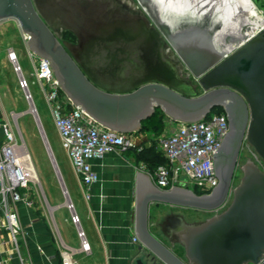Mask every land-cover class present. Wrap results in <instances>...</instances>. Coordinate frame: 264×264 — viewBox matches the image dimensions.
I'll use <instances>...</instances> for the list:
<instances>
[{
    "label": "water",
    "instance_id": "1",
    "mask_svg": "<svg viewBox=\"0 0 264 264\" xmlns=\"http://www.w3.org/2000/svg\"><path fill=\"white\" fill-rule=\"evenodd\" d=\"M253 2L264 13V0ZM8 19L19 22L28 37L31 53L50 61L62 91L73 104L107 129L124 134L138 132L157 109L173 122L192 123L207 118L217 109L226 112L230 131L215 153L219 184L211 193L198 194L180 186L162 189L150 176L138 171L135 229L143 252L138 264H264V169L249 161L243 168L240 184L234 188L244 141L264 162V28L201 76L194 74L200 78L204 90V94L198 95L171 65L167 75L144 81L140 78L127 87L114 80L92 77L59 40L33 0H0V23ZM182 60L190 71L188 61L202 63L198 55ZM13 63L23 78L18 61L14 59ZM117 83L120 88L112 86ZM25 93L29 97L28 89ZM30 112L48 148L67 204L75 214L33 100ZM231 195L232 203L219 213ZM153 203L216 213L201 223L181 228L179 242L184 246L186 260L151 232Z\"/></svg>",
    "mask_w": 264,
    "mask_h": 264
},
{
    "label": "rangeland",
    "instance_id": "2",
    "mask_svg": "<svg viewBox=\"0 0 264 264\" xmlns=\"http://www.w3.org/2000/svg\"><path fill=\"white\" fill-rule=\"evenodd\" d=\"M156 1L33 0L38 12L59 40L66 47L71 45L77 48L75 50L78 53L69 47L68 50L81 61L90 75H118L120 69H125V72L132 76L128 81L135 82L143 74L145 76H142L143 81L151 80L167 75L171 71L169 67L173 71V67H175L179 71L180 77L190 83L196 89L198 95L204 94V90L199 84L200 78H197L190 71L182 57L170 43L164 29L161 27L163 24H158L155 18L150 15L148 8L149 10H156L158 14L160 13L161 20L164 19V12ZM167 5H170V3L166 1L164 9L169 7ZM258 10L261 11L259 8ZM262 14L264 15L263 12ZM214 15L216 14L214 13ZM157 17L160 18L156 15ZM164 26L168 30L172 27L170 22H167ZM74 28L77 32L72 30ZM148 28L159 33L164 41V46L161 45L162 43L159 45L156 42L157 36ZM159 49L162 51L161 53ZM11 52L17 53L18 63L22 68L23 76L28 81V89L32 94L34 105L61 177L74 200L76 199L73 190L80 188V186L70 165L69 155L63 147L60 134L55 126L51 107L45 98L41 85L34 76L35 63L31 57L28 38L22 32L17 20H5L0 23V124L3 122L11 123L17 136L26 143L39 174V183L34 185L36 206L40 207L54 227V215L49 209V206L54 207L52 196L57 195L64 201L65 193L35 117L30 112V101L27 99L25 89L20 86L21 77L9 57ZM114 52H117V55ZM162 58L172 62L173 66L168 67V63V65L163 64ZM152 67L154 69L151 70ZM167 67L168 69H166ZM151 73L155 76H151ZM167 119H169V122L172 121L170 118ZM152 132L153 129H150L148 133ZM249 161L264 169L263 160L246 140L240 154L234 188L240 184L243 177V168ZM189 188L193 189V186L190 185ZM23 190L20 191L23 192ZM232 200L233 195L230 196L228 203L219 213L225 211ZM168 209L164 206H153L151 211L152 231L168 246L185 256L184 246L178 242L175 243L165 231L168 226L169 215L172 212L184 213L186 211L185 217L189 221L197 219L202 222L213 217L216 213L178 208H172V212H169Z\"/></svg>",
    "mask_w": 264,
    "mask_h": 264
},
{
    "label": "built area",
    "instance_id": "3",
    "mask_svg": "<svg viewBox=\"0 0 264 264\" xmlns=\"http://www.w3.org/2000/svg\"><path fill=\"white\" fill-rule=\"evenodd\" d=\"M31 56L35 63L34 76L51 107L63 147L87 199H91L92 187L100 180L92 161L103 159L118 150L137 148V145L130 134L103 127L73 104L62 91L50 61L34 54ZM9 57L12 61H18L15 53H10ZM20 86L25 90L29 88L24 76ZM27 99L33 100L31 93ZM229 129L226 113H211L207 118L193 123L173 122L171 132L163 133L157 140L165 164L155 171L156 185L162 189L174 186L189 188L191 185L195 192L211 193L219 184L215 153ZM31 166L32 159L26 143L17 136L11 123L0 124V210L4 212L0 228L10 235V239L0 241V264H9L4 255L19 253V236L24 235L16 204L24 203L29 208L35 204L34 185L38 182L33 177ZM21 189H24L23 192ZM72 222L79 228L82 251L90 252L79 215L73 214ZM134 241L139 242L137 237ZM61 260L62 264H77L69 250L61 252Z\"/></svg>",
    "mask_w": 264,
    "mask_h": 264
},
{
    "label": "crops",
    "instance_id": "4",
    "mask_svg": "<svg viewBox=\"0 0 264 264\" xmlns=\"http://www.w3.org/2000/svg\"><path fill=\"white\" fill-rule=\"evenodd\" d=\"M112 86L120 88L121 85L117 83ZM167 118L165 119L167 127L163 133L171 132L173 129V121L169 122ZM150 129H152L151 126L130 133V137L137 148L118 150L106 155L103 159L92 161L100 180L92 187L91 199H87L69 158L80 186L79 190L73 188L76 200L73 199L69 188L64 184L73 210L81 219V228L90 244V252L82 251L79 228L72 222L73 211L67 204L66 196L64 201L57 195L52 196L54 207L49 206V209L54 215V228L45 213L36 206L35 191L34 207L29 208L24 203L15 206L24 235L19 236V253L4 255V259H7L9 264H21L20 258L24 264H62L61 252L69 250L73 253L77 264H138V260L143 257V252L140 251V243L134 241L136 237L138 171L150 176L151 181L156 184L155 171H151L145 162L138 160V152L155 143L156 149L160 151L157 140L163 134L157 136L154 130L149 134ZM155 205L170 208L168 209L169 212H172V208L193 209L159 203L151 205L149 219L151 232L166 244L151 228V211ZM185 212H172L169 215L168 226L165 229L168 236L173 234L179 220L182 221L180 222L182 225L187 226L201 223L197 219H190L191 221H189L185 217ZM3 216L4 212L0 210V221L4 220ZM8 239H10V235L0 228V241ZM166 245L168 246V244ZM168 247L186 260V255L183 256L172 247Z\"/></svg>",
    "mask_w": 264,
    "mask_h": 264
},
{
    "label": "flooded vegetation",
    "instance_id": "5",
    "mask_svg": "<svg viewBox=\"0 0 264 264\" xmlns=\"http://www.w3.org/2000/svg\"><path fill=\"white\" fill-rule=\"evenodd\" d=\"M171 5L176 11L171 20L176 19L178 22L192 18L194 25L189 26L188 24L189 28L181 32L183 38L178 35L180 33H176V30L172 28L173 23H171L172 27L169 30L166 29V31L179 47L183 45L194 47V50L187 51L188 53L185 55L189 59L191 56L198 55L202 63L195 64V66L199 68L203 67L202 65L206 60L218 56L226 47L239 39L244 30L249 32L254 19L251 7L244 0H172ZM177 7L181 8L176 9ZM182 9L187 11H182ZM214 13L216 15L213 16ZM167 18L169 17L167 16ZM196 19L200 21V26L198 23L195 25ZM168 20L170 21V19H166L163 23L166 25L169 22ZM208 27H210L209 32L207 31ZM151 32L157 35L156 31ZM228 122L230 127L229 119ZM180 222L182 221L179 220L177 228L173 232L174 235H170L175 242L180 241L179 232L183 227Z\"/></svg>",
    "mask_w": 264,
    "mask_h": 264
},
{
    "label": "bare ground",
    "instance_id": "6",
    "mask_svg": "<svg viewBox=\"0 0 264 264\" xmlns=\"http://www.w3.org/2000/svg\"><path fill=\"white\" fill-rule=\"evenodd\" d=\"M143 1V0H142ZM166 1H167V3H168V1L170 2V5H167V6H169L167 9H164L165 7H164V4L166 5ZM250 7H251V9H252V15L254 16V19H253V23L251 24V27H250V30H249V32H245V33H242L241 34V36H240V38L239 39H237L233 44H231L230 46H228V47H226L223 51H222V53L221 54H219L218 56H215V57H213V58H209L208 60H206L205 61V63L202 65L203 67H201V68H199V67H196L195 66V64H193V63H189V58L188 57H186V55L185 54H187L188 52L187 51H192V50H194V47H191V45H188V46H181V47H179L175 42H174V40L169 36V34H168V32L166 31V29L164 28L165 26H163L162 24H164L165 23V20L166 19H170V23H173V27L172 28H174L175 30H176V33H180V34H178V35H182V33L181 32H184V31H186V28H189L188 27V24H189V26H192V25H194L193 24V20H192V18L191 19H189V18H187L188 20L187 21H185L184 19L183 20H181V21H178L177 22V20L175 19L174 21L173 20H171V17L174 15V12H176V11H174V8H173V5H171L172 4V0H157L156 2L158 3L157 5L159 6V7H161V9L163 10V12H164V14H163V16H164V21L163 20H161V15H160V13L158 14V12L155 10V11H153V10H149V8H148V11L150 12V15L152 16V17H154L155 18V21L158 23V24H160V25H162L161 27H162V29H164V31H165V34L167 35V38H168V40L170 41V43H172V45H173V47L175 48V50L177 51V52H179L180 54H181V56L184 58V59H186V61H188V64H189V66H190V68H191V71L193 72V74H195L196 76H201L202 74H203V72L206 70V69H208L209 67H211L213 64H215L216 62H218V61H220L222 58H224L225 56H227L229 53H231V52H233L240 44H242L244 41H246V40H248L249 38H251L253 35H255L257 32H259V31H261L263 28H264V15L262 14V12L261 11H259L258 10V8H257V6L255 5V3L253 2V0H244ZM156 8H158L157 6H156ZM179 8H181V7H177L176 9H179ZM183 8H185V7H183ZM160 9V10H161ZM159 11V10H158ZM182 11H187V10H185V9H182ZM148 12V13H149ZM179 12V11H178ZM187 14H188V12H187ZM156 15H158L160 18H156ZM167 16L169 17V18H167ZM161 20L160 22H159V20ZM164 23H163V22ZM200 21H198L197 19H196V22H195V25L198 23V25L200 26L201 25V23H199ZM208 30V32L210 31V27H208L207 28ZM66 30V29H65ZM73 31H75V32H77L76 31V28H74V29H72ZM148 30H151V31H156V30H154V29H150V28H148ZM63 32V31H62ZM157 32V31H156ZM78 34V33H77ZM157 39H155L156 40V42L160 45L161 43V45L162 46H164V41L162 40V38L160 37V35H159V33L157 32ZM155 37V36H154ZM182 38H183V36H181ZM162 46H161V48H162ZM69 48H71L73 51H75V52H77L75 49H77L76 47H73V46H71V45H69L68 46ZM112 51H113V49H112ZM159 52L161 53L162 51L159 49ZM12 54L13 53H15V52H11ZM78 53V52H77ZM116 55H117V52H114ZM76 54V53H75ZM15 55H16V57H17V53H15ZM80 57V56H79ZM11 59V58H10ZM188 59V60H187ZM161 61H162V63H165V64H167V63H169V65H171L172 64V62H170V61H168L166 58H162L161 59ZM168 65V64H167ZM171 66H173V64L171 65ZM174 68V72L176 71V73H178L179 75H180V73H179V71L177 70V68H175V67H173ZM152 69H154L153 67L151 68V70ZM116 71H117V69H116ZM126 70L125 69H120L119 70V73H118V75L117 74H113V75H107V74H99V75H91L92 77H94V78H97V79H99V77H102V78H106V79H109V80H114V81H116V82H119V83H122V84H124L126 87L127 86H130V85H132V84H134V83H136V82H129L128 81V79L129 78H131L132 76H130V74L129 73H127V72H125ZM147 74V73H146ZM150 75V74H149ZM151 75H152V73H151ZM142 76H144V74L143 75H141V77L140 78H142ZM145 77V76H144ZM22 79V78H21ZM137 81V80H136ZM31 159H32V157H31ZM54 160V159H53ZM55 162V161H54ZM31 169H32V174H33V177L36 179V181L39 183V174H38V171H37V168H36V166H35V164H34V162H33V159H32V166H31ZM59 176L61 177V173H59ZM62 178V177H61Z\"/></svg>",
    "mask_w": 264,
    "mask_h": 264
},
{
    "label": "trees",
    "instance_id": "7",
    "mask_svg": "<svg viewBox=\"0 0 264 264\" xmlns=\"http://www.w3.org/2000/svg\"><path fill=\"white\" fill-rule=\"evenodd\" d=\"M213 113L225 112L223 109H217ZM166 118L167 115L161 109H157L155 114L150 119L143 122L141 130L151 126L156 135H160L165 131L167 127V124L165 123ZM138 160L145 162L149 169L153 172L156 171L159 166L165 164L164 157L162 156L161 152L156 149V143L151 147L144 148L143 150L138 152ZM196 193L202 194L198 191H196Z\"/></svg>",
    "mask_w": 264,
    "mask_h": 264
}]
</instances>
